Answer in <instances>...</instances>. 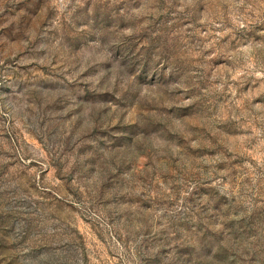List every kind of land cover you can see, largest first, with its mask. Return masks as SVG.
Here are the masks:
<instances>
[{"label": "rangeland", "instance_id": "374dc122", "mask_svg": "<svg viewBox=\"0 0 264 264\" xmlns=\"http://www.w3.org/2000/svg\"><path fill=\"white\" fill-rule=\"evenodd\" d=\"M0 264H264V0H0Z\"/></svg>", "mask_w": 264, "mask_h": 264}]
</instances>
